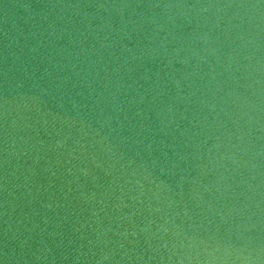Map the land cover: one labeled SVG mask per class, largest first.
<instances>
[{
  "label": "water",
  "instance_id": "1",
  "mask_svg": "<svg viewBox=\"0 0 264 264\" xmlns=\"http://www.w3.org/2000/svg\"><path fill=\"white\" fill-rule=\"evenodd\" d=\"M0 264H264V0H0Z\"/></svg>",
  "mask_w": 264,
  "mask_h": 264
}]
</instances>
